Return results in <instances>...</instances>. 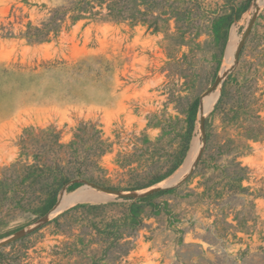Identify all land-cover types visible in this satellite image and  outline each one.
<instances>
[{
  "label": "rangeland",
  "instance_id": "obj_1",
  "mask_svg": "<svg viewBox=\"0 0 264 264\" xmlns=\"http://www.w3.org/2000/svg\"><path fill=\"white\" fill-rule=\"evenodd\" d=\"M20 230L0 264H264V0H0Z\"/></svg>",
  "mask_w": 264,
  "mask_h": 264
},
{
  "label": "water",
  "instance_id": "obj_2",
  "mask_svg": "<svg viewBox=\"0 0 264 264\" xmlns=\"http://www.w3.org/2000/svg\"><path fill=\"white\" fill-rule=\"evenodd\" d=\"M255 16H256V13H255V14L253 15V17L251 18V20H250V22H249V24H248V26H247V28H246V30H245V32H244L242 38L240 39V41H239V43H238V45H237V47H236L235 58H234V59H235V62L237 61L238 54H239V51H240V49H241V46H242V44L244 43V41L246 40V37H247V35H248V33H249L251 27H252V24H253V22H254ZM217 81H218V80H217ZM200 128H201V131H202V135H203V137H204L205 132H204V118H203V117L200 118ZM200 152H201V150L198 152V154H200ZM191 171H192V167L189 169V172H191ZM87 183H88L89 185H94V184H92L91 182H87ZM99 187H100V186H99ZM100 189L103 190V191H105V192H108V193H114V194H117V195H119V196H121V197H132V196L135 195V193H134L133 191H118V190H116V189H113V188H107V187H100ZM47 220H48V217H45V218L43 219L44 222L47 221ZM24 234H25V231H24V230H20V231H18V232H16V233L12 234V235L9 236L8 238H6V239L0 241V246L4 245V244H6V243H9V242H11V241H13V240H15V239H18V238H20L21 236H23Z\"/></svg>",
  "mask_w": 264,
  "mask_h": 264
},
{
  "label": "bare ground",
  "instance_id": "obj_3",
  "mask_svg": "<svg viewBox=\"0 0 264 264\" xmlns=\"http://www.w3.org/2000/svg\"><path fill=\"white\" fill-rule=\"evenodd\" d=\"M229 57V56H228ZM212 97H214V96H212ZM210 98L211 97H205L204 99H203V101H202V110H203V112H205L206 111V109H208V105H209V103H210ZM212 99V98H211ZM210 107V106H209ZM207 112V111H206ZM194 148H193V146L191 147V149H190V151H189V153H188V155H187V157H186V159L184 160V162H183V164H182V166L180 167V169L175 173V176L173 177V178H171V179H174L175 177H179L178 175H182L184 172L183 171H185L186 169L185 168H187V166L190 164V162L192 161V159H193V157H194ZM188 169V168H187ZM180 173H182V174H180ZM64 197V196H63ZM67 198V197H66ZM65 198V199H66ZM64 200V199H63ZM63 203V202H62ZM62 203H60L57 207H56V209L55 210H58V209H61L62 208ZM66 203V201L64 202V204ZM54 210V211H55Z\"/></svg>",
  "mask_w": 264,
  "mask_h": 264
}]
</instances>
